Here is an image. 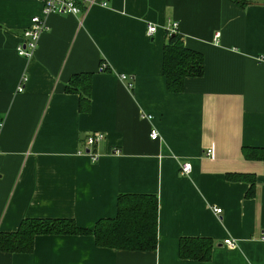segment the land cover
Returning a JSON list of instances; mask_svg holds the SVG:
<instances>
[{
  "label": "crops",
  "instance_id": "obj_1",
  "mask_svg": "<svg viewBox=\"0 0 264 264\" xmlns=\"http://www.w3.org/2000/svg\"><path fill=\"white\" fill-rule=\"evenodd\" d=\"M98 1L106 6L44 16L39 0H0V234L24 219L92 230L115 218L119 195L148 194L158 200L156 249L37 235L31 253L0 251V264H264V165L243 156L244 148H264V0ZM34 16L48 30L25 59L17 46ZM171 23L204 58L203 76L186 79L181 93L168 92L162 72ZM84 73L88 113L65 91ZM96 132L104 141L89 149ZM182 163L191 164L187 177ZM227 175L254 176L253 195ZM196 238L212 243L210 259H180V240Z\"/></svg>",
  "mask_w": 264,
  "mask_h": 264
},
{
  "label": "trees",
  "instance_id": "obj_2",
  "mask_svg": "<svg viewBox=\"0 0 264 264\" xmlns=\"http://www.w3.org/2000/svg\"><path fill=\"white\" fill-rule=\"evenodd\" d=\"M244 5L245 1L232 0ZM163 53L162 72L170 93H181L189 78L204 74L202 54L188 49L179 33L167 34ZM101 71L108 67L101 62ZM67 93L79 97V111L88 113L91 108V75L77 74L65 87ZM247 160L260 161L264 165V148H244ZM228 182H246V197L254 192L252 175H227ZM158 200L148 194H123L117 198V212L113 219L99 220L92 230L78 228L67 219H24L16 232L0 234V251L6 253H31L37 235H90L97 247L128 251H155L157 246ZM180 259L206 262L210 259L212 243L207 239H181L178 246Z\"/></svg>",
  "mask_w": 264,
  "mask_h": 264
},
{
  "label": "built area",
  "instance_id": "obj_3",
  "mask_svg": "<svg viewBox=\"0 0 264 264\" xmlns=\"http://www.w3.org/2000/svg\"><path fill=\"white\" fill-rule=\"evenodd\" d=\"M42 4V13L44 16L47 15H71L77 16L82 14L83 12L87 11L93 5L99 4L101 6H106V2H101L98 0H39ZM177 24L171 23L166 28V33L169 34H176L177 33ZM48 30V26L44 19L39 16H34L30 19V25L23 31L20 43L17 46V54L18 56L30 59L33 57V54L36 50L38 39ZM156 32V27L153 25L148 26L147 34L148 36H152ZM219 34L216 33L214 36V41H217ZM105 65L101 67L104 68ZM120 79L125 82L126 87L129 90L133 88V82L129 80V78L125 75H121ZM23 86L22 84L19 85L17 92H22ZM149 119L151 117H148ZM149 138L152 141H156L159 139V135L156 129L152 128L149 132ZM104 141L103 133L96 132L89 135L86 139V145L89 149L97 146L99 143ZM115 153H118L116 150ZM88 154L91 156L93 161H96L97 155L92 153L88 150ZM211 151H206L205 155L210 156ZM179 173L182 176H189L191 173V164L190 163H182L179 166ZM215 214H221V209H214ZM264 240V235H263ZM224 245L233 248L235 247L236 243L230 239L224 241Z\"/></svg>",
  "mask_w": 264,
  "mask_h": 264
}]
</instances>
